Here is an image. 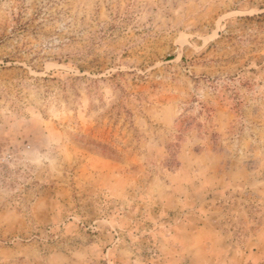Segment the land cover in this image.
Instances as JSON below:
<instances>
[{
  "label": "rangeland",
  "instance_id": "rangeland-1",
  "mask_svg": "<svg viewBox=\"0 0 264 264\" xmlns=\"http://www.w3.org/2000/svg\"><path fill=\"white\" fill-rule=\"evenodd\" d=\"M0 264H264V0H0Z\"/></svg>",
  "mask_w": 264,
  "mask_h": 264
}]
</instances>
